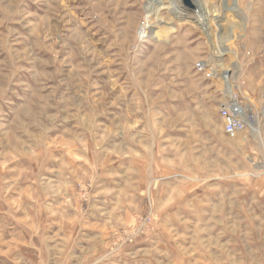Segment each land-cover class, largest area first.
<instances>
[{
    "label": "rangeland",
    "instance_id": "obj_1",
    "mask_svg": "<svg viewBox=\"0 0 264 264\" xmlns=\"http://www.w3.org/2000/svg\"><path fill=\"white\" fill-rule=\"evenodd\" d=\"M191 2L0 0V264H264L257 144L194 68L261 112L264 0Z\"/></svg>",
    "mask_w": 264,
    "mask_h": 264
},
{
    "label": "built area",
    "instance_id": "obj_2",
    "mask_svg": "<svg viewBox=\"0 0 264 264\" xmlns=\"http://www.w3.org/2000/svg\"><path fill=\"white\" fill-rule=\"evenodd\" d=\"M216 61L214 56H205L195 62V71L205 80L211 81L221 94L218 116L223 123L225 134L232 139L242 140L250 136L257 144V150L250 160L254 167L264 171V115L262 111L259 112L256 99L244 89L241 69H237L238 74H234V69L230 67H216Z\"/></svg>",
    "mask_w": 264,
    "mask_h": 264
},
{
    "label": "bare ground",
    "instance_id": "obj_3",
    "mask_svg": "<svg viewBox=\"0 0 264 264\" xmlns=\"http://www.w3.org/2000/svg\"><path fill=\"white\" fill-rule=\"evenodd\" d=\"M196 2H197V4H198V0H196ZM232 7H231V9H233V10H240L237 6H236V4L235 3H232ZM201 8H202V10H201ZM207 10V11H205V10ZM158 10V9H157ZM157 10L156 9H152L151 11H150V13L148 12V16L147 17H149V16H151V15H153L154 17L153 18H150V19H158V17L159 16H157L156 15V13H157ZM199 10H200V13H199V18H200V20L202 21V22H205L207 25L209 24V21L211 20L212 21V19L211 18H209V17H211V16H213L214 15V11H215V9H212L211 10V8H209L208 6H207V8H206V4H205V6L203 7V5H201L200 7H199ZM204 10V11H203ZM213 11V12H212ZM248 12V11H247ZM247 14V13H246ZM159 15V14H158ZM218 15V14H217ZM214 19V18H213ZM156 21V20H155ZM157 22V21H156ZM159 22H162V21H159ZM163 23V22H162ZM204 23V24H205ZM160 24V23H159ZM169 24V23H168ZM213 24V23H212ZM210 25V24H209ZM222 25V24H221ZM153 26H154V24H153ZM155 27H157V26H155ZM163 28H161V29H158L155 33H154V35H153V37H155V38H157V39H160L161 38V36H163L164 34H165V30H162ZM169 29L170 30H172V27H169ZM167 35V34H166ZM168 36V35H167ZM216 67H217V64H216ZM236 69V68H235ZM238 69V68H237ZM237 72H238V70H237ZM262 114L264 115V109H262Z\"/></svg>",
    "mask_w": 264,
    "mask_h": 264
},
{
    "label": "water",
    "instance_id": "obj_4",
    "mask_svg": "<svg viewBox=\"0 0 264 264\" xmlns=\"http://www.w3.org/2000/svg\"><path fill=\"white\" fill-rule=\"evenodd\" d=\"M185 2H186L187 4H189L190 6H193L191 0H185Z\"/></svg>",
    "mask_w": 264,
    "mask_h": 264
},
{
    "label": "crops",
    "instance_id": "obj_5",
    "mask_svg": "<svg viewBox=\"0 0 264 264\" xmlns=\"http://www.w3.org/2000/svg\"><path fill=\"white\" fill-rule=\"evenodd\" d=\"M225 133V132H224Z\"/></svg>",
    "mask_w": 264,
    "mask_h": 264
}]
</instances>
